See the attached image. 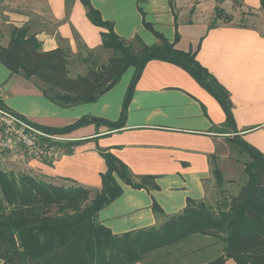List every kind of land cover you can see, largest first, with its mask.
<instances>
[{"label":"crops","instance_id":"0c3cea01","mask_svg":"<svg viewBox=\"0 0 264 264\" xmlns=\"http://www.w3.org/2000/svg\"><path fill=\"white\" fill-rule=\"evenodd\" d=\"M89 1L125 41L137 37L148 46L160 43L143 26L145 20L177 49L195 52L196 61L228 93L237 135L264 155V19L262 30L209 25L208 19L220 8L219 0H196L189 9L184 8L185 0H146L140 4L143 15L137 0ZM242 3L264 18L259 0ZM23 26L35 35L43 51L69 48L70 65L88 55L108 59L109 51L102 48L104 30L90 22L81 0H2L0 46L7 45L12 27ZM122 76L96 102L64 108L46 99L33 80L11 74L0 64V102L43 131L65 128L84 116L114 122L120 117L132 79ZM225 123L219 101L187 72L171 63L150 60L134 85L121 129L89 123L59 134L69 140L61 145L62 156L52 163L21 153H9L0 160L2 170L29 174L57 186L78 185L89 190L90 196L101 189V175L106 171L101 152L114 156L135 177H153L155 189L118 181L121 194L99 211L98 221L113 234L121 235L159 227L180 213L188 200L205 199L212 167L221 170L219 147L226 143L234 149L226 141L230 135L224 132ZM154 203L160 213L154 212ZM221 254L218 243L196 235L154 257L165 256L162 264H184L187 260L202 264ZM224 264L236 263L225 259Z\"/></svg>","mask_w":264,"mask_h":264},{"label":"trees","instance_id":"16d2710c","mask_svg":"<svg viewBox=\"0 0 264 264\" xmlns=\"http://www.w3.org/2000/svg\"><path fill=\"white\" fill-rule=\"evenodd\" d=\"M0 0V4H1ZM92 24L102 28V48L109 51L106 65H97L91 55V68L84 75L69 76L72 54L69 48L43 51L40 42L27 27H12L8 43L0 46V64L11 74L33 80L43 96L59 107L94 103L118 83L128 68L132 79L126 90L117 121L84 116L62 129H44L62 134L89 123L105 124L109 130L121 129L134 85L150 60L174 64L187 72L202 88L213 95L226 115V141L240 154L244 181L238 193L216 206L188 200L186 207L159 227L113 234L98 221L99 211L122 192L117 179L135 188L155 189L153 177H135L109 153L101 152L106 171L101 189L90 191L78 185H54L29 174L0 169V260L2 264H162L159 251L178 246L192 235L215 236L222 254L203 264H264V155L244 142L234 126L231 103L226 90L195 59V52H184L168 43L150 24L143 26L160 40L148 46L137 37L132 42L120 38L111 22L104 21L89 0H81ZM137 0L138 11L143 15ZM264 12V0H259ZM223 14L216 9V16ZM212 176L223 183L221 170L214 165ZM153 210L160 213L154 203Z\"/></svg>","mask_w":264,"mask_h":264},{"label":"rangeland","instance_id":"374dc122","mask_svg":"<svg viewBox=\"0 0 264 264\" xmlns=\"http://www.w3.org/2000/svg\"><path fill=\"white\" fill-rule=\"evenodd\" d=\"M196 4H197L196 0H185L184 8L189 9L190 6ZM218 4L220 8L224 9L225 13L220 14L219 16L213 14V16L210 19H208L209 25L233 24V25L250 26L262 30V25H263L262 19H264L262 14L259 13L255 14L253 12L248 11V9H246L243 6L242 0H219ZM229 16H231V18ZM203 19L204 17L202 16L201 20ZM110 56L111 53L109 52L108 59ZM92 59H94L96 66L106 65L108 61V59L106 60L100 58L95 59V57H92ZM91 67L92 66L90 64V61L87 63H83L82 60L76 61V65L75 64L69 65L68 67L69 75H74V74L84 75L86 71ZM132 74H133V68H128L123 73L122 77L123 78L131 77ZM6 154L9 155V152L0 153V159H2L1 156H5ZM218 155H219L218 164L222 171L223 183L221 185H218L216 179L212 176L209 183L206 186V197L202 201L207 206H211V207L216 206V204L222 203L224 201V198L229 199L230 196H235L238 193L244 181V176L242 174V170H243L242 163L247 161V156L245 154H240L238 150L231 149L226 143L223 144V146L219 147ZM3 167H4L3 163L0 160V169H4ZM117 181L119 180L117 179ZM64 186H69V184H64ZM90 197L93 198L94 196H90ZM192 236H196V235H192ZM205 237H210L211 241L218 243L220 248H222V244L217 237L210 235ZM190 262L191 261L187 260V262L184 261V264H194Z\"/></svg>","mask_w":264,"mask_h":264},{"label":"built area","instance_id":"2783aa9c","mask_svg":"<svg viewBox=\"0 0 264 264\" xmlns=\"http://www.w3.org/2000/svg\"><path fill=\"white\" fill-rule=\"evenodd\" d=\"M66 137L43 131L0 102V152L21 153L37 161L52 163L62 154Z\"/></svg>","mask_w":264,"mask_h":264}]
</instances>
